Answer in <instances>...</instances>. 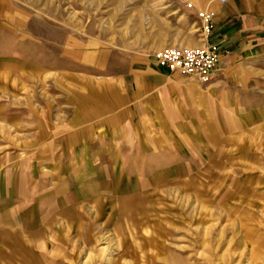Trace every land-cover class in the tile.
Listing matches in <instances>:
<instances>
[{
  "label": "rangeland",
  "instance_id": "374dc122",
  "mask_svg": "<svg viewBox=\"0 0 264 264\" xmlns=\"http://www.w3.org/2000/svg\"><path fill=\"white\" fill-rule=\"evenodd\" d=\"M119 2L0 0V264H264V54L108 118L75 41Z\"/></svg>",
  "mask_w": 264,
  "mask_h": 264
},
{
  "label": "crops",
  "instance_id": "0c3cea01",
  "mask_svg": "<svg viewBox=\"0 0 264 264\" xmlns=\"http://www.w3.org/2000/svg\"><path fill=\"white\" fill-rule=\"evenodd\" d=\"M119 3L123 18L120 29L110 23L96 28L91 25L90 35L81 43L75 41L78 59L83 57L99 75L97 81L102 83L104 91L101 96L96 93V99L107 100L108 118L119 109L121 121L133 120L145 112L148 117L162 120L169 116L170 110L181 113L184 104L192 103L194 93L199 91L186 82L195 81L163 71L153 61L152 54L187 43L201 46L198 13L213 15L212 32L207 41L218 46V67H230L248 57L264 54V0H227L225 3L221 0H120ZM111 16L117 13L112 12ZM112 59L118 62L110 64Z\"/></svg>",
  "mask_w": 264,
  "mask_h": 264
},
{
  "label": "built area",
  "instance_id": "2783aa9c",
  "mask_svg": "<svg viewBox=\"0 0 264 264\" xmlns=\"http://www.w3.org/2000/svg\"><path fill=\"white\" fill-rule=\"evenodd\" d=\"M227 0H221L225 3ZM191 7V4H188ZM203 43L199 47L172 46L157 50L152 59L157 66L168 74L177 73L204 85L211 82L218 69V46L207 41L212 32L213 15L207 12L198 13Z\"/></svg>",
  "mask_w": 264,
  "mask_h": 264
}]
</instances>
